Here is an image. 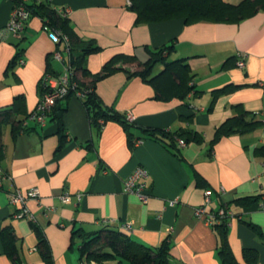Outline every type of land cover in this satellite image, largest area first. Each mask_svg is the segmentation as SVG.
I'll return each instance as SVG.
<instances>
[{
    "label": "crops",
    "instance_id": "1",
    "mask_svg": "<svg viewBox=\"0 0 264 264\" xmlns=\"http://www.w3.org/2000/svg\"><path fill=\"white\" fill-rule=\"evenodd\" d=\"M50 3L54 8L68 7L76 34L101 47L86 58L90 72L99 71L116 54H135L143 61L148 47L173 43L168 59H185L198 92L192 91L184 101L158 99L153 86L129 75L134 64L117 61L121 68L99 79L95 92L109 112L133 114L131 137L118 120L109 119L101 127L93 123L82 100L74 95L57 104L66 108L62 140L50 116L44 126L29 121L26 129L15 133L10 123L2 124L0 264H46L33 225L45 237L52 264H79L84 258L81 237L72 231L92 233L102 228L122 230L150 248L168 237L173 264H221L216 229L194 214L206 188L212 191L210 209L227 204L235 215L227 238L237 261L264 264V124L211 141L215 129L238 110H264V7L239 21L186 23L180 17L136 22L127 0ZM11 8V0H0V30ZM19 48L25 59L22 65L11 63ZM62 48V42L49 39L37 15L30 17L21 38L0 35V109L23 96L25 111H30L40 98L45 69L63 70V64L51 56ZM238 53L246 54L244 68L236 64ZM82 80L87 82L89 77ZM221 88L223 92L218 91ZM143 127L171 131L190 127L202 138L185 142L175 154L159 141L143 139ZM137 139L141 140L134 144ZM137 165L148 171L146 202L124 190L125 179ZM29 186L40 192L39 199L28 201L32 218H16L9 192ZM64 191L71 195L69 202L59 199ZM171 199L176 202L171 204ZM7 225L15 233L16 259L4 251L1 230ZM245 248L257 251L256 262H245ZM99 264L121 263L108 258Z\"/></svg>",
    "mask_w": 264,
    "mask_h": 264
},
{
    "label": "trees",
    "instance_id": "2",
    "mask_svg": "<svg viewBox=\"0 0 264 264\" xmlns=\"http://www.w3.org/2000/svg\"><path fill=\"white\" fill-rule=\"evenodd\" d=\"M131 9L136 13V22H157L168 20L175 17L183 18L186 23L198 21H239L241 18L250 15L258 7H264V0H242L239 3H229L224 0H131ZM27 8L32 15L41 18L43 24L52 28H58L69 38L70 63L74 70V80L84 96L78 97L85 105L92 122L98 126H103L109 119L118 120L125 126L127 135L131 137L130 122L124 115L109 112L99 101L95 92L96 82L108 75L112 71L121 68L116 65L117 61L125 64H134L135 69L129 72V75L139 76L143 81L153 86L155 97L161 100H170L178 98L185 100L188 94L195 90L192 79L193 74L184 58L168 59V54L174 49L173 43H167L160 47L148 50V57L141 61L135 54H116L107 60L99 71L90 72L86 66V58L89 54L97 52L101 47L92 40L81 39L69 23L68 17L60 15L56 9L46 0H29ZM20 48L17 49L14 59L11 63H16L20 57ZM160 63L162 68L154 73L155 66ZM51 73L49 67L45 69ZM89 77L87 82L83 77ZM40 96L43 92L39 84ZM223 92L224 88L218 90ZM72 95V92L63 99ZM60 99L53 106L48 116L58 124V131L61 140L64 137V124L62 115L66 111L65 107L57 104L63 100ZM25 100L23 96H16L14 101L0 109V136L1 125L10 123L13 133L17 129L24 130L22 121L28 115L25 111ZM22 115V118H18ZM261 118V119H260ZM103 120L100 124L99 120ZM264 124V117L257 112H248L238 110L236 114L224 120L214 132L212 142L218 141L223 136L234 133L248 132L257 125ZM144 138L159 141L166 148L178 154L177 138H182L185 142L191 140H200L202 135L190 127H180L171 131L165 128L143 127ZM248 199V198H244ZM223 206H227L224 204ZM218 234L217 254L221 264H240L235 258L227 238L228 225L223 219L219 223L212 225ZM253 226V225H251ZM38 236L37 247L45 260L46 264H52V257L49 246L40 229L33 225ZM81 237L80 254L86 260H95L101 262L108 258H116L121 264H173L171 258V242L167 237L157 248L146 247L133 241L127 233L122 230L102 228L92 233H83L80 229L72 231ZM1 238L5 253L11 258H17V248L15 233L11 226H4L1 230ZM245 262L254 263L257 261V251L253 248L243 250ZM82 259V258H81Z\"/></svg>",
    "mask_w": 264,
    "mask_h": 264
},
{
    "label": "built area",
    "instance_id": "3",
    "mask_svg": "<svg viewBox=\"0 0 264 264\" xmlns=\"http://www.w3.org/2000/svg\"><path fill=\"white\" fill-rule=\"evenodd\" d=\"M29 0H11L12 8L10 11L9 19L4 27L0 30V35L4 33H9L17 38L23 36L26 25L32 16L30 10L27 8V2ZM41 1V0H36ZM50 2V0H46ZM127 4H131V0H127ZM56 11L64 16L68 17L70 14V9L68 7H59L55 8ZM44 31L47 32L49 38L54 43H63L62 49H55L52 52V58L61 62L63 64V70L58 73H51L49 71H44L40 84L43 88V92L36 103V105L28 111V115L22 121V126L26 127L29 121H35L37 124L44 126L46 119L51 112L53 106L60 99H63L65 96L72 92V95L77 97H83L84 92L77 85V82L74 80V70L70 63V50H69V38L58 28H52L47 24H43ZM236 64L239 68L245 67V58L246 54L238 53ZM25 59L20 56L17 58L18 65L24 64ZM264 117V110L257 111ZM125 118L128 122L134 120V116L130 111L125 113ZM99 123L102 124L103 120H99ZM141 139H137L135 143L139 142ZM177 146L181 147L185 145V140L182 138H177ZM148 177V171L145 167L137 165L131 174L124 181V190L126 192H132L137 197L146 202L149 196L148 187L145 179ZM3 174L0 169V187L2 182ZM220 190H223L220 187ZM211 189L206 188L203 192V201L194 208V214L196 217L203 219L209 225L221 222L223 219L226 224L229 226L231 219L234 218V213L227 207L221 206L217 210H212L209 208V202L211 197ZM40 192L36 186L15 188L9 192V201L15 207L13 216L16 218H32L30 212L28 201L30 199H39ZM76 197L80 199L81 193L77 192ZM59 199L62 202H69L71 195L68 192H62L59 195ZM171 204L176 202V199H171L169 201ZM129 225H127V228ZM79 264H99L95 260H86L85 258L80 259Z\"/></svg>",
    "mask_w": 264,
    "mask_h": 264
},
{
    "label": "rangeland",
    "instance_id": "4",
    "mask_svg": "<svg viewBox=\"0 0 264 264\" xmlns=\"http://www.w3.org/2000/svg\"><path fill=\"white\" fill-rule=\"evenodd\" d=\"M48 35V34H47ZM49 37V36H48ZM50 39V38H49ZM51 40V39H50ZM160 70V63H158L155 68H154V72H157Z\"/></svg>",
    "mask_w": 264,
    "mask_h": 264
}]
</instances>
